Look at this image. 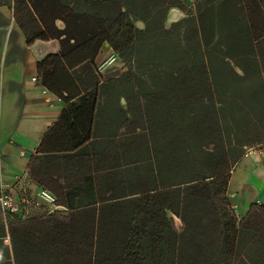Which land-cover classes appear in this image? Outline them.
I'll use <instances>...</instances> for the list:
<instances>
[{
	"label": "trees",
	"instance_id": "obj_1",
	"mask_svg": "<svg viewBox=\"0 0 264 264\" xmlns=\"http://www.w3.org/2000/svg\"><path fill=\"white\" fill-rule=\"evenodd\" d=\"M0 5L29 44L60 41L39 69L69 103L51 130L71 145L32 168L67 211L1 225L4 264H264V205L241 217L228 196L236 164L264 147V0ZM172 7L186 15L168 26ZM105 42L125 69L100 84Z\"/></svg>",
	"mask_w": 264,
	"mask_h": 264
},
{
	"label": "crops",
	"instance_id": "obj_2",
	"mask_svg": "<svg viewBox=\"0 0 264 264\" xmlns=\"http://www.w3.org/2000/svg\"><path fill=\"white\" fill-rule=\"evenodd\" d=\"M184 1L193 5L196 0ZM185 15L181 8L172 7L166 23L171 25ZM60 51L58 39H37L29 44L15 19L14 9L0 5V178L12 185L19 203L22 204L23 197H27L26 207L30 212L39 210L41 206L47 213L67 211L65 206L56 203L55 193L40 184L32 174V168L38 170L43 157L63 153L55 149L70 145L61 129L51 130L69 103L44 85V74L39 69L40 61L50 54H60ZM95 66L93 76L96 75L102 84L103 80L119 77L125 69V62L105 42L96 57ZM70 89L76 90L73 86ZM79 90L86 91L81 87ZM122 104L125 105L124 100ZM98 129L102 135L103 128ZM103 137L99 136V139ZM42 190L53 195L55 201L41 197L39 193ZM228 196L241 217L253 204L264 205V149L247 153L236 164ZM20 221L17 215H4L0 207V226H4L6 231ZM4 245L12 249L9 235L4 238ZM0 264L4 261L0 260Z\"/></svg>",
	"mask_w": 264,
	"mask_h": 264
},
{
	"label": "built area",
	"instance_id": "obj_3",
	"mask_svg": "<svg viewBox=\"0 0 264 264\" xmlns=\"http://www.w3.org/2000/svg\"><path fill=\"white\" fill-rule=\"evenodd\" d=\"M39 195L51 201H55V197L47 190H42ZM28 199L23 197L22 204L16 199L12 185L0 178V207L6 216H19L20 220H26L30 216V210L26 207Z\"/></svg>",
	"mask_w": 264,
	"mask_h": 264
},
{
	"label": "rangeland",
	"instance_id": "obj_4",
	"mask_svg": "<svg viewBox=\"0 0 264 264\" xmlns=\"http://www.w3.org/2000/svg\"><path fill=\"white\" fill-rule=\"evenodd\" d=\"M61 24V23H60ZM170 24V23H169ZM168 24V25H169ZM62 25V24H61ZM261 146H257V147H250V148H248V153H250V152H254V151H257V150H261ZM262 149H264V147L262 148ZM43 206H41V208H42ZM39 209V210H36L35 212H30V216L29 217H33V216H36V215H45V214H47V212L48 211H46V210H42V209ZM56 211H58V210H56ZM62 212H64V211H62ZM172 215V214H171ZM173 217H174V219H175V221H176V225L178 226V228H181V226H182V223H181V221H180V219L178 218V217H176L175 215H172Z\"/></svg>",
	"mask_w": 264,
	"mask_h": 264
}]
</instances>
